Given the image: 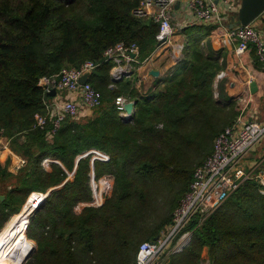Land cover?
<instances>
[{
	"label": "trees",
	"instance_id": "16d2710c",
	"mask_svg": "<svg viewBox=\"0 0 264 264\" xmlns=\"http://www.w3.org/2000/svg\"><path fill=\"white\" fill-rule=\"evenodd\" d=\"M138 4L0 0V140L7 136L11 149L26 158L16 174L0 163V188L6 185L8 192L0 198V231L19 211L18 198L31 195L24 212L2 229L0 246L21 223L9 253L22 256L20 264L34 248L32 239L37 248L25 264H137L140 244L170 223L196 167L242 110L240 91L229 93L221 84L215 96L217 74L232 64L226 47L212 44L222 33L218 23L185 27L182 58L145 92L136 87L134 69L113 81L115 62L106 58L107 48L135 42L142 62L158 44L159 23L135 16ZM250 48L256 64L264 63L255 45ZM89 59L98 63L89 81L101 92V104L85 116L68 115L48 138L47 130L33 128L34 114L45 109L40 78ZM120 95L136 102L129 119L116 104ZM93 149L110 157L94 159L95 179L114 177L101 205L91 185L94 154L81 156ZM45 158L52 159L49 168ZM189 228L194 229L190 244L166 264H202L205 248L211 264H264V195L254 179Z\"/></svg>",
	"mask_w": 264,
	"mask_h": 264
},
{
	"label": "built area",
	"instance_id": "2783aa9c",
	"mask_svg": "<svg viewBox=\"0 0 264 264\" xmlns=\"http://www.w3.org/2000/svg\"><path fill=\"white\" fill-rule=\"evenodd\" d=\"M237 6L236 0H139L133 12L139 18L159 23L156 37L158 41H164L156 49L166 50L171 47L170 57L175 63L182 58L185 46L184 41L172 42L175 34L173 17L178 10L189 13L191 20L197 23H218L222 31L219 36L221 44H235L237 56L246 53L250 44H254L259 59L264 62V33L252 22L246 25L236 23L231 27L223 15L224 12L237 10ZM104 53L107 59L115 62L111 76L113 81H118L131 74L133 63L138 62L140 47L135 42L122 40L107 48ZM97 66L98 63L89 59L79 67H64L57 74L42 76L39 85L46 95L45 109L34 114L33 128L47 130V137L51 138L68 115L76 118L82 115V105L90 109L100 105L101 92L89 79L84 84L79 82L82 75L87 72L91 75ZM226 74V71H221L218 78H224ZM54 88L56 94L51 95ZM68 93L75 96L66 97ZM127 101L130 100L125 95L116 98V104L124 117L127 116L124 107ZM263 142L264 118L247 119L240 114L226 126L215 138L212 153L196 167L189 189L174 209L170 223L160 231L157 239L145 240L140 244L137 264H166L171 254L181 252L190 244L194 233L189 228L191 222L197 219L199 224L202 223L247 180H256L264 195V167L261 161H256L250 167L245 164L247 154ZM90 152L104 161L110 158L99 150L93 149ZM51 160L45 158L43 164ZM25 164L26 158L18 155L9 170L17 172ZM96 203L101 205L98 201Z\"/></svg>",
	"mask_w": 264,
	"mask_h": 264
},
{
	"label": "crops",
	"instance_id": "0c3cea01",
	"mask_svg": "<svg viewBox=\"0 0 264 264\" xmlns=\"http://www.w3.org/2000/svg\"><path fill=\"white\" fill-rule=\"evenodd\" d=\"M239 1L240 0H236L238 4L237 10L223 13L224 17H226L228 24H231L232 21L235 20V16L240 8L239 5L241 4V2ZM174 14L175 15L173 17V23L175 26V34L172 38V42L173 43L181 42V41L185 42L183 29L189 25L200 24V23L191 20L189 13L185 14L184 11L178 10ZM255 26H257V28L264 33V14L257 19V23H255ZM212 44L215 48H220L221 46H223L220 40L217 42L212 40ZM234 46L235 44L230 46H225L226 47L225 51L228 53V59L232 63L230 68L226 70L227 73L226 83L230 84L231 87L230 90L232 92L240 91L242 95L244 96L246 95L245 104L243 105L242 112L239 113L238 116L240 114H244V118L247 119H263L264 106L260 108L259 104L258 103L253 104V101L260 99L264 103V63L256 64L255 58L251 51L252 48L246 51V53H244L243 55L237 56L235 54ZM167 53H168L167 49L166 50H164L163 48L155 49L153 53L149 55L145 60H143L142 62L138 61L137 62L138 65H135L132 68V71L133 69L135 70V75L137 78L136 87L140 92H145L149 87H151L154 84L155 78L157 76H153L151 74V70H158L159 71L158 76H163L164 74H166L168 69L175 64V62L171 59V57H169ZM168 59L170 61H168ZM218 74H217L216 82L220 80L218 78ZM253 80H255L257 83L258 89L256 90V92L258 91L259 95H254L256 92L252 93L250 90V83ZM74 96L75 95L73 93L66 94V97L69 98H73ZM91 112L92 109L82 105L81 116H85L87 114H90ZM263 144L264 142L247 154L245 159L246 166L250 167L256 161L258 162L260 160V156L262 154V150L260 151V147L262 148ZM3 154H6L5 159L2 158ZM18 155L20 154H17L11 149L9 138L7 136L2 137L0 140V163L3 165V161H4V163L6 164L5 166L7 167V169H9V167H11L12 164L17 161Z\"/></svg>",
	"mask_w": 264,
	"mask_h": 264
},
{
	"label": "rangeland",
	"instance_id": "374dc122",
	"mask_svg": "<svg viewBox=\"0 0 264 264\" xmlns=\"http://www.w3.org/2000/svg\"><path fill=\"white\" fill-rule=\"evenodd\" d=\"M264 14V12L262 13V15ZM262 15H259V17H261ZM259 17H257V19L259 18ZM257 19H255L254 20V25H255V23H257ZM232 21V20H231ZM230 21V22H231ZM232 22H234V21H232ZM252 23H253V21H252ZM218 36H216V37H212V40L213 41H215V42H217V41H219L218 40ZM217 39V40H216ZM222 47V46H221ZM168 50V55H169V57H170V55H171V47L170 48H168L167 49ZM168 61H170L169 59H168ZM228 68H225V69H222L221 71H226ZM221 71H219V72H221ZM124 78H128V76H125ZM219 84V85H218ZM221 84H223L225 87H227V89L229 90L228 92L229 93H234V91L232 92L230 89H231V87H230V84L229 83H226V77H224V78H220V80L218 81V83L217 84H215V87H216V90H215V96L217 97V98H219V91H218V89H219V87L221 86ZM235 91H237V90H235ZM242 96V97H241ZM245 97H246V95L244 96V95H240L239 97H238V99H237V104H241L242 105V108H243V105L245 104ZM247 100V99H246ZM259 104V107L261 108L262 106H264V103L262 102V100H260V99H258V100H256V101H253V104ZM253 104H251V105H253ZM241 112H242V110H241ZM240 112V113H241ZM244 115V114H243ZM238 116V115H237ZM263 147H264V144H263ZM264 149V148H263ZM91 153V152H90ZM94 154V153H93ZM5 155L6 154H3V156H2V158L3 159H5ZM94 157H96L95 156V154L93 155V157H92V159L94 158ZM3 165L5 166L6 164L4 163V161H3ZM44 165V167H46V168H49L50 167V162H46V163H44L43 164ZM9 170V169H8ZM10 171V170H9ZM20 171V169L17 171V172H13V171H10V172H12L13 174H16V173H18ZM72 175H73V172H70L69 173V177H72ZM113 182H114V177L112 176V175H104L103 177H101L99 180H96L95 179V177L93 178V179H91V185H92V188H93V195H94V197H95V201H98L99 203H103L104 202V200H105V194H107V193H110V191H111V189H112V185H113ZM109 186H111V187H109ZM108 191V192H107ZM36 192H38V193H43V192H40V191H36ZM0 194H2V195H4V199H5V194H8V192H7V190H6V185L5 186H3V187H1L0 188ZM46 194V193H45ZM29 196H31V195H29ZM29 196H28V198L25 200V201H22V200H20L21 198H18V201L17 202H15V204L14 205H17V206H19V211L17 212V213H20V212H22L24 209H25V206H26V203H27V201H28V199H29ZM45 199V198H44ZM42 201H43V199H42ZM40 206V205H39ZM36 207H34V209H35ZM35 211V210H34ZM24 212V211H23ZM22 212V213H23ZM17 213H15L13 216H15V215H17ZM31 215L32 214H30L29 216H28V218H27V225H28V223H29V219H30V217H31ZM12 216V217H13ZM12 217H10V219L12 218ZM10 219L5 223V225L3 226V228L7 225V223L10 221ZM2 228V229H3ZM2 229H1V231H2ZM21 229H22V224L21 223H19V225H18V227L14 230V233L13 234H11V236H9L7 239H5L6 241L8 240H10V238L12 237V236H14V235H16L17 233H19L20 231H21ZM194 230V229H193ZM1 231H0V234H1ZM31 239V238H30ZM13 239H11L9 242H7V244H6V247H5V241L1 244V246H3V248H0V250H2L3 252H5L9 257H11V258H13V261L15 262V264H20V260H21V258H22V256H20V255H18V256H15V255H11V254H9V252H11L12 251V249H13ZM32 241L34 242V248H33V250L31 251V253H30V255H29V258L34 254V252H35V250H36V248H37V243H36V241L35 240H33L32 239ZM0 246V247H1ZM203 257H204V259H203V262H202V264H211L210 263V261H209V259H208V252H207V249L205 248V250H204V252H203ZM28 258V259H29ZM27 259V260H28ZM27 260H25L23 263H21V264H25L26 263V261Z\"/></svg>",
	"mask_w": 264,
	"mask_h": 264
},
{
	"label": "water",
	"instance_id": "95a60500",
	"mask_svg": "<svg viewBox=\"0 0 264 264\" xmlns=\"http://www.w3.org/2000/svg\"><path fill=\"white\" fill-rule=\"evenodd\" d=\"M178 6H179V3L176 4V7H178ZM263 12H264V0H241L240 8H239V10H238V12L236 14L237 21L232 22L230 24V26L233 27V26H235L236 23H241L243 25L249 24L252 21H254ZM162 41H164V40L158 41V44L157 45L161 44ZM151 74L153 76H158L159 75V71L158 70H151ZM89 76H90V72L85 73L84 75H82L80 77L79 82L82 83V84H84L89 79ZM257 89H258V86H257L256 81L255 80L251 81V83H250V90H251V92L252 93H255ZM50 94L51 95H55L56 94V89L55 88L52 89V91H51ZM135 105H136V102L134 100H130V101H127V102L124 103V107H125V110L127 112V116L125 117L126 119H129L130 116L133 114V112L135 110ZM88 153H90V151L89 152H86L84 155H81V156H85ZM80 157H78L76 163H78ZM94 159H96V157H94L92 159V168H93V170H92L93 171L92 172V179L95 177V174H94ZM75 170H76V167H75L74 171ZM54 188H56V187H54ZM54 188H51L45 194V197L44 198H46L47 195ZM0 198L1 199H4V195H0ZM42 202L43 201H41L34 210H36ZM33 212L34 211H32V213ZM27 229H28V225H27ZM155 239H157V236L154 238V240ZM28 258H29V256L27 257V259Z\"/></svg>",
	"mask_w": 264,
	"mask_h": 264
},
{
	"label": "bare ground",
	"instance_id": "6f19581e",
	"mask_svg": "<svg viewBox=\"0 0 264 264\" xmlns=\"http://www.w3.org/2000/svg\"><path fill=\"white\" fill-rule=\"evenodd\" d=\"M26 232H27V227H26V231H25L24 235L26 234ZM7 242H8V240L7 241L5 240V247H6ZM0 264H15V262L13 261V258L9 257L5 252H3L2 250H0Z\"/></svg>",
	"mask_w": 264,
	"mask_h": 264
}]
</instances>
